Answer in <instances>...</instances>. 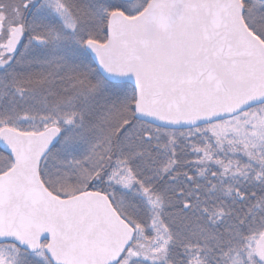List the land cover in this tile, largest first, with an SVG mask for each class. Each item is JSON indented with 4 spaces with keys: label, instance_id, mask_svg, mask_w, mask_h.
Listing matches in <instances>:
<instances>
[{
    "label": "snow or ice",
    "instance_id": "snow-or-ice-1",
    "mask_svg": "<svg viewBox=\"0 0 264 264\" xmlns=\"http://www.w3.org/2000/svg\"><path fill=\"white\" fill-rule=\"evenodd\" d=\"M0 264H264V0H0Z\"/></svg>",
    "mask_w": 264,
    "mask_h": 264
}]
</instances>
